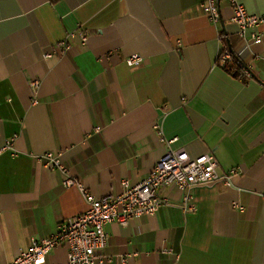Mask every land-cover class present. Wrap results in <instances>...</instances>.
<instances>
[{
  "label": "crops",
  "instance_id": "obj_1",
  "mask_svg": "<svg viewBox=\"0 0 264 264\" xmlns=\"http://www.w3.org/2000/svg\"><path fill=\"white\" fill-rule=\"evenodd\" d=\"M205 1L0 0V264L86 210L43 153L99 198L145 179L172 139L228 179L190 190L194 212L163 189L154 215L106 224L97 264H264V0H239L263 16L248 32L260 44L225 1L212 24ZM224 46L247 83L218 64ZM67 255L57 246L44 264Z\"/></svg>",
  "mask_w": 264,
  "mask_h": 264
},
{
  "label": "built area",
  "instance_id": "obj_2",
  "mask_svg": "<svg viewBox=\"0 0 264 264\" xmlns=\"http://www.w3.org/2000/svg\"><path fill=\"white\" fill-rule=\"evenodd\" d=\"M220 1H225L230 6L231 19L237 24L242 40L250 34L249 41L260 44L262 36L255 32L249 34L248 32L263 22V16L250 14L239 0H206L202 4V9L208 20L214 25L219 23ZM80 35L85 41L86 35L83 33ZM60 43L65 45L66 40ZM231 59L229 49L224 46L218 56V64L223 67ZM141 62L142 57L139 54H133L126 59L127 65L133 67L139 66ZM239 65L242 70L245 69L242 64L239 63ZM175 140H168L167 151L145 179L133 185L124 179L121 181L119 193L99 198L88 192L86 186L70 174L62 163L60 153H43L38 160L45 167L60 172L63 176V187H74L78 190L86 204V210L61 221L54 234L46 238H32L27 250L7 264H44L49 253L60 245L67 247L68 255L65 264L102 263L104 257L101 253L106 247L108 237L105 225L117 223L125 228L136 218L154 215L169 201L167 195L162 194L163 189H175L183 193L182 209L186 212H194L190 190L197 186L226 181L228 176L217 172V162L209 154L192 158L183 149H173L171 144Z\"/></svg>",
  "mask_w": 264,
  "mask_h": 264
},
{
  "label": "trees",
  "instance_id": "obj_3",
  "mask_svg": "<svg viewBox=\"0 0 264 264\" xmlns=\"http://www.w3.org/2000/svg\"><path fill=\"white\" fill-rule=\"evenodd\" d=\"M232 59L227 62L225 66L222 67L223 70H225L228 74H230L235 79L241 80L243 83H247V79L245 78L241 67L239 65L240 61L237 59V57L231 52L229 49Z\"/></svg>",
  "mask_w": 264,
  "mask_h": 264
}]
</instances>
